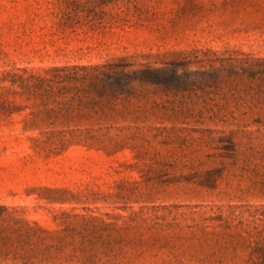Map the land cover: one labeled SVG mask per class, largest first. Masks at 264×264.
<instances>
[{
    "label": "rangeland",
    "instance_id": "obj_1",
    "mask_svg": "<svg viewBox=\"0 0 264 264\" xmlns=\"http://www.w3.org/2000/svg\"><path fill=\"white\" fill-rule=\"evenodd\" d=\"M73 66L105 118L21 82ZM0 264H264V0H0Z\"/></svg>",
    "mask_w": 264,
    "mask_h": 264
},
{
    "label": "trees",
    "instance_id": "obj_2",
    "mask_svg": "<svg viewBox=\"0 0 264 264\" xmlns=\"http://www.w3.org/2000/svg\"><path fill=\"white\" fill-rule=\"evenodd\" d=\"M110 66H73L53 68L49 78L30 77L22 79L23 87L31 90L41 99L43 110L40 112L47 120L60 118L64 123L72 121L102 119L108 116L110 111L102 107L100 99L102 94L96 96L92 92V85L97 80H107L111 77ZM153 70H144L145 74H153ZM122 78L130 82L143 81L132 73H123ZM121 93L111 97L120 96ZM117 98V97H116ZM115 98V99H116ZM78 130V129H76ZM97 129H86V133L99 132ZM89 138H93L92 135Z\"/></svg>",
    "mask_w": 264,
    "mask_h": 264
}]
</instances>
